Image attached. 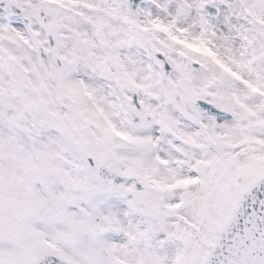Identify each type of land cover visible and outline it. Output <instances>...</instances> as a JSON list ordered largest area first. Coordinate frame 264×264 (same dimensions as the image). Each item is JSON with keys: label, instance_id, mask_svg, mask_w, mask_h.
<instances>
[{"label": "snow or ice", "instance_id": "1", "mask_svg": "<svg viewBox=\"0 0 264 264\" xmlns=\"http://www.w3.org/2000/svg\"><path fill=\"white\" fill-rule=\"evenodd\" d=\"M0 264H264V0H0Z\"/></svg>", "mask_w": 264, "mask_h": 264}]
</instances>
